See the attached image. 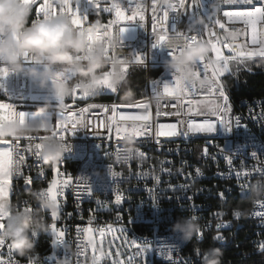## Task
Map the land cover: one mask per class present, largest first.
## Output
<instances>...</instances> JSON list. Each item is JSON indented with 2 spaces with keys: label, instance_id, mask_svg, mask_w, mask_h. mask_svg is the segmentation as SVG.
<instances>
[{
  "label": "built area",
  "instance_id": "2783aa9c",
  "mask_svg": "<svg viewBox=\"0 0 264 264\" xmlns=\"http://www.w3.org/2000/svg\"><path fill=\"white\" fill-rule=\"evenodd\" d=\"M114 2L126 5L128 0H101V7ZM138 2L132 0V3ZM151 3L152 0H147L149 7L144 27L135 23L123 25L127 31L121 38V46L115 49L118 58L126 61L122 87L116 93L102 89L100 93H107V101H100V93L84 99L78 95L75 102L70 96L65 101L76 112L89 104L98 105L84 114L89 122L87 128L80 127L73 134L66 135L65 142L71 145V151L66 152L55 167L25 152L20 174L11 177L9 200L13 209L19 207L21 210L25 202L33 209L39 207L32 198L34 191L47 189L54 179L62 181L71 177V182L62 190L61 185H57L60 192L57 195L58 219L52 220L51 210L39 209L47 226L55 223L58 230H63L62 239L67 246H54L55 237L49 228L47 232L36 235L35 249L31 253L23 257L14 254L13 259L19 264H28L29 259L34 264H63L65 259L69 264H90L93 255L100 256L105 251V237L100 233L106 232L109 239V231L114 228L141 243L148 242L156 264H204L197 249L203 253L210 247L221 251L222 264H264V197L253 200L250 195H242L258 179L264 180V173L260 171L264 169V97L232 102L226 92L231 111L224 116V120L230 122V131L215 117L198 114L199 106L195 101L213 99L205 94L189 96L192 104L179 96L176 99L166 97L157 109L154 85L158 84V90L163 94V84L174 83V78L164 66L171 58L168 49L152 47ZM256 3L259 6L261 0H256ZM72 5L82 18H87L85 26L94 24L97 19L107 23L115 18L114 13L100 12L91 0H72ZM186 5L188 14H191L194 11L193 0H186ZM183 11L176 25L179 31H185L189 23V16ZM224 11H235L233 4L221 5L220 16L226 21ZM130 12L131 9H127L126 14ZM172 15L176 13H170ZM34 19L30 18V22ZM235 27L242 29L244 26L237 23ZM94 31L99 32V28ZM112 31L115 34L116 28ZM92 32L90 29L89 36ZM235 43H247L249 48L253 47L250 35L245 37L241 34ZM222 51L225 55L231 54L227 47ZM134 54L144 57L143 65L127 62ZM250 61L252 66L257 61H264V58L256 56ZM25 64L31 66V61H25ZM0 67L5 66L0 64ZM245 72L252 73L254 70L251 68ZM233 77L225 74L221 79L224 81ZM125 93L132 97L131 102L124 99ZM39 100L44 102H36ZM0 103L9 104L18 115H23L25 123L20 124L21 127L45 121L44 117L37 115L40 108H48L51 119L47 122L52 126L61 112L59 102L52 97L36 99L32 96L31 79L11 72L7 77L0 78ZM133 103L149 104L155 132H144L129 141L123 138L126 134L117 135L115 122L121 115L144 113L143 108L130 106ZM171 104L177 107H165ZM104 105L108 106V111L101 107ZM112 105H121L115 114ZM157 110L159 116L156 115ZM178 110L181 112L179 116L164 115L165 112L176 113ZM206 119L217 124L215 131H187L189 122L201 125ZM171 124H176L181 134L156 135L158 125ZM3 128L0 126V132ZM185 132L187 134H183ZM32 135L40 137L50 133L40 130ZM193 135H206V143H191ZM35 142L40 141L37 139ZM27 143L26 139L20 142L24 147ZM125 149L143 153V156L135 155L125 160L121 155ZM75 156H84V164H74ZM56 168L64 175L57 174ZM41 170L44 175H40ZM237 171L241 172L240 177L236 176ZM245 172L247 176L243 174ZM113 173L116 175L113 176ZM29 177L32 183L26 184L25 180ZM220 193L224 194L223 198ZM118 196L121 197L119 202ZM237 212L242 214L237 216ZM192 216L197 218L203 239L194 236L190 241L183 242L173 232V225L182 217ZM221 222L227 225L219 230L223 239H214L218 234L216 225ZM85 229L92 231H82ZM89 237L95 242L96 250L89 246L87 255L77 256L80 251L78 246L86 243ZM164 246L175 248L171 258ZM0 253V258H8L6 247L0 249ZM101 260H104V255Z\"/></svg>",
  "mask_w": 264,
  "mask_h": 264
},
{
  "label": "snow or ice",
  "instance_id": "6c2138e0",
  "mask_svg": "<svg viewBox=\"0 0 264 264\" xmlns=\"http://www.w3.org/2000/svg\"><path fill=\"white\" fill-rule=\"evenodd\" d=\"M91 2L100 10V12L114 13V19L108 20L107 23H103L100 19L92 25H86L87 18L81 17L78 12L74 11L72 0H22V3L28 6L33 13L34 20L33 23H39L41 20H52L54 18H67L71 21L72 25L79 34L84 36L89 33V30L96 27L99 28V33L103 35L106 39L115 36L118 43L121 45V38L123 34L127 31L123 25L129 23H135L144 27L145 13L148 11L147 0H139L138 3H132V0H128L127 4L122 3H112L110 6L101 7V0H91ZM233 4V5H247L249 8H241L235 11H224L223 17H226V21L220 16L221 5L222 4ZM194 11L188 14L186 0H152L151 12H152V35L154 37L153 48L164 47L169 51V55L172 59H175L179 54H181L186 48L191 47L197 43H204L210 49L211 52L209 56L200 59L194 65V73L197 79H203L206 81L205 85L188 84L183 80V77L179 73H173L174 83L163 84V94L159 92V85L156 84L153 87L154 99L157 101V109L160 107V101L166 97H171L176 99L178 96L182 97L184 100H188V97H195L197 94H205L213 97L211 101H195L198 107V114L215 117L219 124L222 125L226 130H231L230 122L224 120V116L231 111L230 104L228 103V97L226 95L225 83L222 81L221 77L225 74L229 76H236L239 72L243 70H251V65L248 61L252 60L256 56L264 58V0H261L259 6L256 0H193ZM127 9H131L129 14H126ZM181 10L184 15L189 16V23L185 31H179L177 29V21L181 15ZM202 10V11H197ZM170 13H176V15L170 16ZM100 13H98L99 15ZM203 16L205 23L197 26L196 20L198 17ZM239 23L244 27L242 29L235 27ZM232 25L233 27H229ZM116 28L115 34H113L112 29ZM220 29L217 31L216 29ZM171 33V35L169 34ZM243 34L245 37L250 35V43L253 47L249 48L248 44L237 45L235 42L238 37ZM89 47L87 51H91V45L93 43L92 36H87ZM224 47H227L230 55H225L222 51ZM104 56L106 60L112 61L116 60L119 63V71L122 74V78H125L126 73V61L124 59H119L118 54L115 49L107 46L105 48ZM86 55H81L77 57V60L81 62L87 61ZM25 61H31L30 58L26 57ZM128 63L144 64V57L142 55H136L127 61ZM9 71L6 67H0V78L7 77ZM112 71L111 69L105 70L101 74V78L98 82V86L102 89H106L113 93H116L118 89L112 84ZM56 80L70 79L68 75L64 72L58 71L55 73ZM55 82V81H54ZM80 99L94 97L90 96L86 92H81L79 86L77 85L72 89L71 97L75 102L77 96ZM189 104H192V100H188ZM132 107H140L144 109V113L140 115H121L119 121H116V132L117 135L124 133V139L134 140L136 136L142 135L144 132L149 131L152 128L151 119L152 113L149 110L148 103H133L130 105ZM98 107L96 104H89L87 108H81L79 112L71 109L70 105L61 103V112L58 114L57 122L54 126L51 123L45 121L40 123H32V125L37 129V131L43 130L50 135L36 137L34 135H26L23 137L15 138H0V145L4 147L0 148V231H3L6 224L8 223L12 215V205L9 200V193L11 192V177L14 174H20L21 166L25 162V157L23 153H32L37 159H41V153L43 151L44 145L51 141L60 142L65 150V152L71 151V145L65 142L66 135L68 133L73 134L80 127L87 128L89 122L84 118V114L87 113L91 108ZM105 111H108V106H101ZM121 105H112L111 109L113 113ZM165 107H177L176 104L165 105ZM64 109H68L65 112ZM192 109L189 108V112ZM181 115L178 110L176 113L165 112L164 115ZM156 115L159 116V110H157ZM19 123L24 124L25 119L22 114L18 115L14 109L6 103H0V126H5L9 123ZM239 125V121H237ZM217 124L210 119H206L203 124L197 125L194 122H189L187 131H215ZM111 131V130H110ZM181 134L176 124L171 125H158L156 135L158 136H175ZM183 134H187L186 132ZM26 139L28 141L26 147L21 148V140ZM39 139L40 142L35 141ZM121 155H123L125 160L131 159L135 155L143 156V153L135 152L132 149H125ZM255 156V154H253ZM119 158V156H118ZM229 164L232 163L231 159L228 161ZM58 165V164H57ZM55 167L56 165H52ZM57 174L64 175L60 173L59 169L56 168ZM264 173V169H260ZM245 176L248 175L247 172L243 173ZM40 175H44L43 170H41ZM116 174L113 173V176ZM236 176L240 177L241 172L237 171ZM261 180V179H258ZM257 180V181H258ZM71 182V177L65 180L58 181L52 180L47 189L39 191V196L43 199L48 200L54 205L55 210L51 212L52 220L58 219L59 205L57 203V195L60 192L57 189V185L66 187ZM26 184H31V178H26ZM87 185V181H84ZM186 187V186H184ZM90 192V188L87 189ZM223 198L224 194L220 193ZM244 197L250 195L249 191L243 192ZM121 199L120 196L117 197V202ZM191 199V197H189ZM17 211L21 209L16 208ZM23 211L35 213L39 211L33 209L25 202ZM235 215L239 216L240 213L237 212ZM192 220L196 221L195 216L191 217ZM227 226L224 222L218 223L217 236L214 239H223V236L219 234V230L222 227ZM51 230V234L54 239V246H67V242L62 239L64 236L63 230H58L57 225L52 223L48 226V230ZM84 232H91V229L82 230ZM36 237V234H33ZM203 231L199 230L197 233L198 239H203ZM143 246L136 245L137 253L136 255H144L149 249L150 245L148 242H143ZM91 246L93 251L96 250L95 242L89 237L86 243H82L78 246L80 251L77 252L79 255H87V248ZM7 248V259L0 258V264H19L18 261L13 259L15 251L8 241L0 238V249ZM166 251L169 253V258H171V253L175 251L174 247L164 246ZM264 247V245H262ZM208 249H212L211 247ZM207 249V250H208ZM198 255H201L203 259H207L205 251L202 253L197 249ZM67 254L65 253V256ZM103 252L100 256H92V264H100L101 259H103ZM2 256V253H0ZM51 259V258H50ZM28 264H34L32 259H29ZM63 264H69L67 259L63 261ZM116 264V261H113ZM123 264V262H120ZM128 264H131V259H129Z\"/></svg>",
  "mask_w": 264,
  "mask_h": 264
},
{
  "label": "clouds",
  "instance_id": "9594fccd",
  "mask_svg": "<svg viewBox=\"0 0 264 264\" xmlns=\"http://www.w3.org/2000/svg\"><path fill=\"white\" fill-rule=\"evenodd\" d=\"M34 19L32 10L22 3V0H0V64L9 72L22 74L31 79L37 86L48 91L52 98L65 102L72 94V89L79 86L81 92L90 96L98 95L101 88L98 82L105 70L111 69L112 84L120 89L124 83L116 60H106L105 48L113 49L121 45L115 36L105 38L99 32L91 33L93 43L91 51H87L89 42L86 34L80 35L67 18H54L41 20L39 23L30 22ZM205 23L203 17H198L197 25ZM211 49L204 43H197L186 48L175 59L170 58L165 63V69L172 73H179L188 84L206 86V81L197 79L194 65L202 58L209 56ZM86 55L87 61L77 60L78 56ZM31 60V66H26L25 58ZM61 71L70 75V80H56L55 73ZM55 81V82H54ZM124 99L131 102L132 97L125 93ZM38 116L50 120L48 108H40ZM37 129L27 123L21 127L19 123H9L0 132V138H15L31 135ZM129 141H131L129 139ZM65 150L60 142L51 141L44 145L41 159L49 165L59 164ZM250 197L255 200L264 197V180L256 181L250 188ZM39 209L43 211L55 210L54 205L39 196V190L32 193ZM12 215L0 238L5 239L13 247L15 253L21 257L26 256L35 249L36 235L47 232L41 211L30 213L12 208ZM242 214V213H240ZM173 232L183 242L190 241L200 230L199 224L191 217H182L173 225ZM207 259L204 264H222V253L219 249L205 250Z\"/></svg>",
  "mask_w": 264,
  "mask_h": 264
},
{
  "label": "rangeland",
  "instance_id": "374dc122",
  "mask_svg": "<svg viewBox=\"0 0 264 264\" xmlns=\"http://www.w3.org/2000/svg\"><path fill=\"white\" fill-rule=\"evenodd\" d=\"M248 63L251 65V61H248ZM68 76L70 77V79H72L70 75ZM235 78H237V75L235 76ZM31 94L36 99H42L47 96L50 98L52 97L48 91L40 89L32 80ZM36 102L44 101L39 100ZM100 235L102 237H105L104 260H101L100 263L105 262L106 264H113V261H116V264H120V262H123V264H128L129 259H131V264H154V257L152 255L151 247L146 254L136 255V245H143L135 238L124 235L122 234V232L119 233V230H116L115 228L110 229L109 239H107L106 237V232H101ZM90 264H92V260Z\"/></svg>",
  "mask_w": 264,
  "mask_h": 264
},
{
  "label": "trees",
  "instance_id": "16d2710c",
  "mask_svg": "<svg viewBox=\"0 0 264 264\" xmlns=\"http://www.w3.org/2000/svg\"><path fill=\"white\" fill-rule=\"evenodd\" d=\"M251 68L254 70L252 73L243 70L237 74V78L224 79L226 92L232 102L264 97V61H257Z\"/></svg>",
  "mask_w": 264,
  "mask_h": 264
},
{
  "label": "bare ground",
  "instance_id": "6f19581e",
  "mask_svg": "<svg viewBox=\"0 0 264 264\" xmlns=\"http://www.w3.org/2000/svg\"><path fill=\"white\" fill-rule=\"evenodd\" d=\"M241 5H233V10H240ZM100 101H107V93H100ZM148 132H155V124H152V128ZM191 143H206V135H193L191 136ZM21 148L24 145L21 144ZM25 157V153H23ZM74 164H84V156H75Z\"/></svg>",
  "mask_w": 264,
  "mask_h": 264
},
{
  "label": "water",
  "instance_id": "95a60500",
  "mask_svg": "<svg viewBox=\"0 0 264 264\" xmlns=\"http://www.w3.org/2000/svg\"><path fill=\"white\" fill-rule=\"evenodd\" d=\"M100 264H106L105 262H103V263H100Z\"/></svg>",
  "mask_w": 264,
  "mask_h": 264
}]
</instances>
